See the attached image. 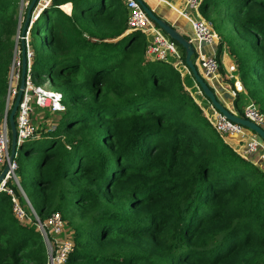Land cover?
Segmentation results:
<instances>
[{
	"label": "trees",
	"instance_id": "trees-1",
	"mask_svg": "<svg viewBox=\"0 0 264 264\" xmlns=\"http://www.w3.org/2000/svg\"><path fill=\"white\" fill-rule=\"evenodd\" d=\"M66 2L71 16L57 6ZM17 6L0 0V110ZM125 9L122 0H53L32 25L33 77L49 78L65 111L56 129L47 125L18 149L22 189L42 220L56 211L73 220L63 264H264V170L215 129L173 64L147 57L144 33L118 38ZM201 13L221 38L219 52L227 43L238 64L246 93L237 113L253 101L264 114V0H203ZM28 214L17 217L0 191V264H48Z\"/></svg>",
	"mask_w": 264,
	"mask_h": 264
},
{
	"label": "built area",
	"instance_id": "built-area-1",
	"mask_svg": "<svg viewBox=\"0 0 264 264\" xmlns=\"http://www.w3.org/2000/svg\"><path fill=\"white\" fill-rule=\"evenodd\" d=\"M128 10V28L126 33L133 31H141L147 37L148 47L147 55L152 60L165 61L173 64L183 75L185 71L190 72L185 61L183 60V53L181 52L179 44L171 38L145 11L144 7L138 0H123ZM147 1V0H145ZM31 0H21L20 5V22L18 28V43L25 39L26 43V55L28 59V70L25 81V88L22 99L18 106L16 114V127L18 135V143H23L31 137H35L37 134V124L34 122L35 106L43 109H51L52 111H65V105L63 104V93L59 90H52L47 87V84L41 85L33 77L32 73V58L34 52L30 47V29L36 22L40 14L52 4L53 0H37L35 7L33 8L31 20L25 36H22L21 28L22 23L25 21L26 12L30 5ZM203 0H185V6L194 8L198 17L192 19L185 13L184 10L179 14L186 17L191 22L192 34L189 35V40L193 43L195 48V54H197L196 64L205 77V79L216 89L214 83L220 84L221 87H231L235 99L239 94L246 93V90L242 84L238 64L234 57L226 47L219 52L216 48L221 43V38L218 35L213 23L208 20L203 14H199L201 11V5ZM71 4V10L67 11L64 5ZM68 15H72L73 3L66 2L57 5ZM204 45L212 47L211 55H206L202 50ZM18 47V44H17ZM22 48V46H21ZM22 53V50H21ZM220 54V55H219ZM20 55V54H19ZM22 55L20 56V58ZM22 60L18 61V69L13 67V75L17 74L18 81L21 79L22 74ZM225 66L226 73H221L220 68ZM20 84L13 86V77L9 84V99L8 104L11 103V99L16 98L18 94V87ZM199 87V86H198ZM200 92L201 89L199 90ZM220 99V98H219ZM221 100V99H220ZM214 109L213 114L206 113V116L214 125L215 129L224 137V139L230 143L234 149L245 159L252 161L254 164L260 166L264 170V140L254 130L239 124L229 118L223 113ZM9 107V105H8ZM228 107V106H227ZM231 109V108H230ZM233 110V109H232ZM237 113L235 110H233ZM243 115H238L247 119H250L264 128V114H262L253 101H249L242 108ZM232 138L237 139L239 147L233 145L230 140ZM11 146L10 129L7 118L5 122L0 125V173L3 170L2 167L9 162ZM258 156L256 158L255 156ZM18 164L16 158L10 164V169L5 178L0 184V191H6L12 196L14 202V211L16 216L21 220L27 217V212L19 205V201L14 194L13 189L7 184L8 181L14 180L18 187L20 182L18 180L16 170ZM35 220L37 226L44 238L49 244L48 248V264H63L67 261L68 256L74 249L73 240L64 234L66 222L63 219L59 211L53 212L46 220H42L35 213ZM48 247V246H47Z\"/></svg>",
	"mask_w": 264,
	"mask_h": 264
},
{
	"label": "water",
	"instance_id": "water-1",
	"mask_svg": "<svg viewBox=\"0 0 264 264\" xmlns=\"http://www.w3.org/2000/svg\"><path fill=\"white\" fill-rule=\"evenodd\" d=\"M138 1L144 7L145 11L150 16V18L152 20H154L156 22V24H158L169 36H171V38L173 40H175L184 49L185 63L187 65V67L189 68V70L191 71V73L193 74V77H194L197 85L200 87L205 98L208 101H210V103L215 107V109H217L218 111L223 113L227 118L254 130L255 132H257L260 135L261 139L264 140V128L262 126L258 125L257 123H255L254 121H252L250 119L239 116L237 113H235L232 109L227 107V105H225L219 99L214 88L210 85V83L201 74L197 64L193 60V55L195 53V48H194L193 43L187 37H185V35L183 33H181L174 25H172L170 22L163 19L162 17L158 16L155 13V10L147 3V1H145V0H138ZM36 2H37V0H31L30 5L27 9L25 21H24V24L22 25V28H21V33H22L23 37L25 36V34L27 32V29H28V26H29V23L31 20L32 11L36 5ZM21 46H22V57H21V60H22V68H21L22 71L21 72H22V74H21L18 94H17L16 98L14 99V102H13L12 107H11V112H10L9 118H8L9 119V125H10V131H11L10 156H9V162L6 163L4 169L0 173V184H1L2 180L5 178L6 174L8 173V171L10 169V164L16 158L17 151L22 144V143H18V135H17V127H16V114H17L18 106H19L20 101H21L22 96H23V92H24V88H25L26 75H27V70H28V59H27V55H26L27 48H26V43H25L24 38H22V40H21ZM7 113H8V110H7ZM19 188L22 189V186L20 185ZM23 193H24L25 197L27 198V200L29 201V198L25 194L24 190H23ZM44 240H45V243L47 244V240L45 238H44Z\"/></svg>",
	"mask_w": 264,
	"mask_h": 264
},
{
	"label": "crops",
	"instance_id": "crops-1",
	"mask_svg": "<svg viewBox=\"0 0 264 264\" xmlns=\"http://www.w3.org/2000/svg\"><path fill=\"white\" fill-rule=\"evenodd\" d=\"M147 1H150L149 3L153 6L154 10H156V11L158 10V13L161 15V17L163 19L167 20L172 25H174L181 33L187 34L188 36L192 34L191 22L186 17L180 15L179 12L184 10L185 13H187L188 16L191 17L192 19H196L198 17V13H197V11L194 8L186 7L185 6V0H147ZM122 2L124 4L123 0H122ZM124 6H125V4H124ZM125 11L127 12V16H128L127 8L125 9ZM199 14L202 15L200 9H199ZM126 34L127 33L125 31L118 38H121V37L125 36ZM118 38H115V39L111 38V39H107V40L113 41V40H116ZM217 49H218V47L216 48V50ZM202 50L204 51V53L206 55H211L213 49H212V47H209L208 45H204ZM218 51H219V49H218ZM181 52L184 54L183 50H181ZM149 59H151V58L149 57ZM184 73L185 74L182 75V76H183V79H184L185 86L191 91V94L193 93V97L201 105V107L204 109V111L206 113L213 114L214 113V109L211 107L210 102L202 95L203 93L199 91L200 88L198 87V85H197V83H196L191 71L190 72L185 71ZM45 80L46 81L44 82V84H47L48 82H51L49 80V78H47V77H45ZM214 85L216 86L215 92H216L217 96L221 99V101L225 105H227L229 108H231V109L236 111L235 104H233V102L236 99H235V96H234L233 92L231 91L232 90L231 87L227 86L226 88H223V87L220 86V84H217L216 82L214 83ZM41 110H48V109L41 108ZM54 112H62V111H54ZM45 118L46 117H44V119ZM34 122L37 125L40 123V121L36 120L35 118H34ZM230 142L233 145H235L236 147H239V145L237 143V139L232 138V140H230Z\"/></svg>",
	"mask_w": 264,
	"mask_h": 264
},
{
	"label": "rangeland",
	"instance_id": "rangeland-1",
	"mask_svg": "<svg viewBox=\"0 0 264 264\" xmlns=\"http://www.w3.org/2000/svg\"><path fill=\"white\" fill-rule=\"evenodd\" d=\"M147 2H150V1H147ZM20 5H21V0H18V6H17V8H16V10H15V14H16V18H17V20H18V23L20 22L19 20H20ZM213 17H215V16H213ZM39 22H38V24H42L43 23V18H39V20H38ZM24 24V22L22 23V25ZM20 26H19V24H18V28H19ZM236 26H234L233 24H229L228 26H227V30H229V31H231V32H233V34L238 38L239 37V32L236 30V28H235ZM18 32L16 33V35L13 37V41L15 42V45H14V47H12V58H11V63H10V71L8 72V75H7V73L5 74V77H6V79H7V81H8V83H7V90H4L3 91V96H2V101H4V108L2 109V110H0V125H2L4 122H5V120H6V118H7V110H8V108H11L12 107V101H13V99H11V103L10 104H8V99H9V84L11 83V78L13 77V86H16V85H18V83H19V81H18V79H17V74H16V72H15V74L13 75V67H16V69H18V61H19V59L21 60V58H20V56L22 55V53H21V50H22V48H21V41H19V43H18ZM109 35H111V33H109ZM43 37H45L44 36V34L42 33L41 34V38H43ZM239 39V38H238ZM239 40H241V39H239ZM242 41V40H241ZM17 44H18V47H17ZM39 45H41V41H39ZM224 46L229 50V46H228V44L227 43H225L224 44ZM180 49L181 50H183L181 47H180ZM220 50V49H219ZM20 54V55H19ZM220 72L221 73H226V69H225V66L224 65H222V67L220 68ZM240 74V73H239ZM183 75H184V73H183ZM46 80H45V78H41L40 79V81H39V84H41V85H44V82H45ZM47 87H49L50 89H52V90H58V89H56L53 85H52V83L51 82H48L47 83ZM192 95H193V93H192ZM203 96H204V94H202ZM205 97V96H204ZM233 104H235V101L233 102ZM245 104H247V102H242V108L245 106ZM8 105H9V107H8ZM207 108V107H206ZM64 111H62V112H54V111H52L51 109H48V110H41V108H39V107H37V106H35V112H34V115H33V117L36 119V120H39L40 121V123L37 125V136H36V138H38L39 137V135H40V133H46V130H47V128L45 129V127H47V125L50 127V129L51 130H54V129H56V126H57V124L60 122V119H61V117L64 115V113H63ZM209 112V111H208ZM38 115V116H37ZM44 117H46L45 119H44ZM44 119V120H43ZM57 123V124H56ZM43 141L45 142V143H49L50 142V140H45V139H43ZM256 158H258V156L256 155L255 156ZM4 167L5 166H3L2 167V169H4ZM18 180H19V178H18ZM10 182H11V184L12 185H17L16 183H15V181L12 179V180H10ZM20 182V181H19ZM20 189V188H19ZM20 191H21V193H22V195H23V197L25 198V200H26V203H27V205H21V204H19L26 212H27V217H25V218H23V221H25V220H27V219H29V212L31 211V213H33V215H34V217H36L35 216V213H36V211H35V209L33 208V206H32V204H31V201H30V199H29V201L27 200V198L25 197V195H24V193H23V190L22 189H20ZM26 194V193H25ZM28 197V196H27ZM35 197V196H34ZM37 214V213H36ZM38 215V214H37ZM39 216V215H38ZM67 221L68 222H71V221H73L70 217H68L67 218ZM66 222V221H65ZM68 222H66V227H65V230H64V234L65 235H68L69 234V236H71L72 234H73V231L74 230H72L73 228H72V226H69V224H68ZM39 228V227H38ZM39 230H40V228H39ZM72 239V238H71ZM47 246H48V248H49V244H48V242H47Z\"/></svg>",
	"mask_w": 264,
	"mask_h": 264
},
{
	"label": "clouds",
	"instance_id": "clouds-1",
	"mask_svg": "<svg viewBox=\"0 0 264 264\" xmlns=\"http://www.w3.org/2000/svg\"><path fill=\"white\" fill-rule=\"evenodd\" d=\"M41 15V14H40ZM39 18V17H38ZM19 24V23H18ZM14 102V101H13ZM11 132V131H10Z\"/></svg>",
	"mask_w": 264,
	"mask_h": 264
},
{
	"label": "flooded vegetation",
	"instance_id": "flooded-vegetation-1",
	"mask_svg": "<svg viewBox=\"0 0 264 264\" xmlns=\"http://www.w3.org/2000/svg\"><path fill=\"white\" fill-rule=\"evenodd\" d=\"M180 46V45H179ZM184 55V54H183ZM200 88V87H199ZM210 102V101H209Z\"/></svg>",
	"mask_w": 264,
	"mask_h": 264
}]
</instances>
